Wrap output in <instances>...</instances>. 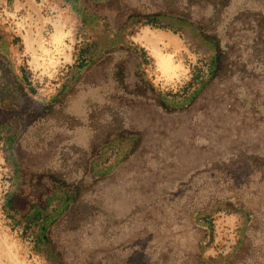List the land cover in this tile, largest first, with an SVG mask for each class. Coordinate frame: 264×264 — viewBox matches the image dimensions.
Instances as JSON below:
<instances>
[{
  "label": "rangeland",
  "instance_id": "1",
  "mask_svg": "<svg viewBox=\"0 0 264 264\" xmlns=\"http://www.w3.org/2000/svg\"><path fill=\"white\" fill-rule=\"evenodd\" d=\"M248 12L264 0H0V264H264V147L199 158L150 200L117 181L154 123L264 78Z\"/></svg>",
  "mask_w": 264,
  "mask_h": 264
},
{
  "label": "water",
  "instance_id": "2",
  "mask_svg": "<svg viewBox=\"0 0 264 264\" xmlns=\"http://www.w3.org/2000/svg\"><path fill=\"white\" fill-rule=\"evenodd\" d=\"M255 146L264 147V78L222 82L208 88L185 115L154 123L124 165L135 175L117 181L128 204L136 197L150 200L162 185L184 178L191 163L198 166L199 158Z\"/></svg>",
  "mask_w": 264,
  "mask_h": 264
},
{
  "label": "trees",
  "instance_id": "3",
  "mask_svg": "<svg viewBox=\"0 0 264 264\" xmlns=\"http://www.w3.org/2000/svg\"><path fill=\"white\" fill-rule=\"evenodd\" d=\"M205 4H209V5H211V6H213L214 7V3L212 2V1H207ZM131 12H136L135 10H131ZM250 12H248V14H249ZM250 15H252V16H255V15H258V14H251L250 13ZM259 15H261V16H264V12L262 13V12H260L259 13ZM258 15V16H259ZM145 19H146V21L148 22V23H155L157 20H159L160 18H161V15L160 14H148V15H146L145 17H144ZM0 72H1V77H4L5 78V80H6V78H9V75H8V73L6 72V69L5 68H3L2 66H0ZM120 73V72H119ZM163 107H164V105L163 104H161ZM165 108V107H164ZM71 148V147H70ZM79 154L80 153H78V151H76V155L77 156H79ZM247 161H249L251 164H253L254 166H259V165H257V164H259V162L257 161V158L256 159H254L253 157H250V156H248V157H246V159L243 161V162H247ZM237 162H239V161H237ZM241 162V161H240ZM237 164V163H236ZM90 210H91V212H94V213H98V212H100V210L96 207V206H93V205H91V207H90ZM244 259V260H243ZM242 263V264H246L248 261H247V258L245 259V258H242L240 261H238V263Z\"/></svg>",
  "mask_w": 264,
  "mask_h": 264
},
{
  "label": "bare ground",
  "instance_id": "4",
  "mask_svg": "<svg viewBox=\"0 0 264 264\" xmlns=\"http://www.w3.org/2000/svg\"><path fill=\"white\" fill-rule=\"evenodd\" d=\"M159 37H160V35L155 36V37L146 36V39L145 40L147 41V43H148V45L150 47L156 48L158 50V48L155 47V46H157L156 42L159 41L158 40V39H160ZM162 67H163L164 70H168V68H170V65H167V63H163L162 62Z\"/></svg>",
  "mask_w": 264,
  "mask_h": 264
},
{
  "label": "crops",
  "instance_id": "5",
  "mask_svg": "<svg viewBox=\"0 0 264 264\" xmlns=\"http://www.w3.org/2000/svg\"><path fill=\"white\" fill-rule=\"evenodd\" d=\"M103 170L107 171V169H101V171H99V173L102 174L103 173Z\"/></svg>",
  "mask_w": 264,
  "mask_h": 264
}]
</instances>
